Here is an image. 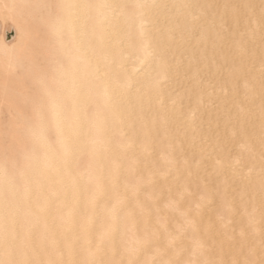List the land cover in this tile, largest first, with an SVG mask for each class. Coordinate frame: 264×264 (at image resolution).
Here are the masks:
<instances>
[{
    "label": "bare ground",
    "instance_id": "6f19581e",
    "mask_svg": "<svg viewBox=\"0 0 264 264\" xmlns=\"http://www.w3.org/2000/svg\"><path fill=\"white\" fill-rule=\"evenodd\" d=\"M122 2L146 5L125 10L131 29L103 7L54 29L20 7ZM261 11L262 0H0V163L7 152L29 192L2 175L0 186L33 258L264 264Z\"/></svg>",
    "mask_w": 264,
    "mask_h": 264
},
{
    "label": "snow or ice",
    "instance_id": "6c2138e0",
    "mask_svg": "<svg viewBox=\"0 0 264 264\" xmlns=\"http://www.w3.org/2000/svg\"><path fill=\"white\" fill-rule=\"evenodd\" d=\"M20 7L34 10L41 14V19H46L50 22V26L54 29L55 22H59L65 25H71L73 19L79 17L81 14H87L93 7H103L111 11L113 16H124L128 23L129 29L135 21L137 15L136 12H128L125 16V10L129 8H144L146 5L128 3L110 4V5H93L92 3H36L25 4ZM261 23L264 25V0H262L261 11ZM19 66H23V60L18 61ZM7 94V89H5ZM51 102L54 103V98H51ZM43 110L44 105L41 104L37 107L36 111L40 116V121L43 123ZM45 136L44 140L49 141V133L53 131V128L44 126ZM57 134H60V130L55 129ZM35 150V145H34ZM2 163H0V175L3 176V182L15 183L17 179L23 181V195L26 198L29 192L28 177L24 170H18L15 163H12L9 167V157L7 152L3 155ZM19 191L17 195H19ZM0 201H3V208L0 209V264H56L54 261L41 262L31 255L32 245L28 233L24 232L19 226L18 222L13 219H9L8 212V194L2 186H0ZM180 215L185 218V223L191 225V221L185 212H180ZM184 226L178 225L177 231L183 232ZM175 237L169 233L170 242ZM85 264H95L94 261H87Z\"/></svg>",
    "mask_w": 264,
    "mask_h": 264
},
{
    "label": "rangeland",
    "instance_id": "374dc122",
    "mask_svg": "<svg viewBox=\"0 0 264 264\" xmlns=\"http://www.w3.org/2000/svg\"><path fill=\"white\" fill-rule=\"evenodd\" d=\"M10 35H12V34H10Z\"/></svg>",
    "mask_w": 264,
    "mask_h": 264
}]
</instances>
